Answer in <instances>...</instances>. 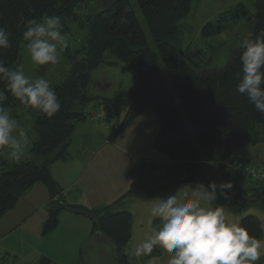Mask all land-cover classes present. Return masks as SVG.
I'll return each mask as SVG.
<instances>
[{"label": "trees", "instance_id": "trees-1", "mask_svg": "<svg viewBox=\"0 0 264 264\" xmlns=\"http://www.w3.org/2000/svg\"><path fill=\"white\" fill-rule=\"evenodd\" d=\"M91 1H101L102 8L95 13L83 14V8ZM136 1L167 69L171 87L159 71L158 59L149 46L131 0H0V26L11 32V47L0 50V59L11 68H15L18 61L24 24L28 19L58 15L64 26L63 32L69 29L68 22H78L88 29L80 47L74 53H66L70 64L68 76L54 87L61 102L58 113L47 118L32 110L33 128L38 138L31 150L20 164L0 159V219L15 208L36 183L44 184L53 200L60 196L62 189L51 174V166L66 158L77 123L88 118L82 108L84 104L97 101L111 110L128 101L129 108L121 129L147 110H153L161 121L154 147L174 162L171 168L158 174L157 161L141 159L133 171L134 180L128 192L117 201L94 209L79 204L53 205L44 225V234L54 230L63 209L88 216L93 233L117 245L119 264H129L122 247L132 238L133 214L119 208L129 196L151 200L157 194L176 190L183 184L225 180L233 182L230 199H222L229 210L242 213L249 207L264 205V178L251 179L252 186L239 181L241 175L247 176V168L257 165L238 155L237 151L264 143V113L258 112L246 97L235 92L241 68L240 41L215 48L217 53L221 49L227 54L221 66L196 65L179 48L182 34L179 22L189 14L194 0ZM256 8L254 30L247 37L255 38L264 31V0H256ZM242 18L251 17L246 5L238 3L221 13L216 23L204 25L201 34L208 37L222 32L228 21ZM107 54L131 65L135 85L132 90L112 98L89 95L87 88L92 81V71L103 64L116 63L107 61ZM5 104L12 114L20 106L10 95ZM180 106L187 120L183 118ZM258 167H262L261 164ZM240 225L250 235L263 239L264 229L255 216H244ZM158 253L159 250H154L143 260Z\"/></svg>", "mask_w": 264, "mask_h": 264}, {"label": "rangeland", "instance_id": "rangeland-1", "mask_svg": "<svg viewBox=\"0 0 264 264\" xmlns=\"http://www.w3.org/2000/svg\"><path fill=\"white\" fill-rule=\"evenodd\" d=\"M100 2H88L82 13L86 15L99 11L102 8ZM131 3L148 38L149 46L158 59L159 71L169 82L167 69L140 6L136 0H131ZM238 3L246 5L251 18L228 21L222 32L208 37L202 36L204 25L216 23L221 13L233 9ZM256 12V0H194L189 14L179 22L182 30L179 48L186 52L196 65L221 66L227 54L221 49L217 53L215 48L231 45L234 41H241L252 34ZM68 26L69 29L63 32L67 47L61 53L59 63L34 65L26 52L25 41L22 40L15 68H21L33 79L44 77L51 82L53 88L62 83L70 70L66 53H74L80 47L81 40L88 30L78 22H68ZM106 60L116 63L103 64L92 71V81L87 93L112 98L121 92L132 90L135 82L131 65L108 54ZM169 85L171 87L170 82ZM82 108L88 113V118L77 123L66 158L56 161L52 166L55 177L64 188V196L58 206L62 203L80 204L94 209L111 205L128 192L134 180L133 170L139 166L141 159L157 161L158 174H164L174 165L163 152L154 147L161 121L153 110L145 111L134 122L121 129L129 108L128 101L111 110L97 101L88 102ZM180 110L183 118L187 120L182 106ZM31 112L33 111L29 112L20 105L13 116L29 131L33 144L38 134L33 128L34 116ZM98 148L100 151L97 154ZM237 154L257 166L261 164L264 168V143L246 146L239 149ZM246 174L247 176L241 175L239 181L252 186V177ZM174 191L161 192L156 196H164ZM28 200L30 199L27 196L21 200L14 212L17 216L13 219V224L20 220L29 205L32 208L30 212L36 213L26 224L10 229L12 227L9 223L6 225V222H0V264H119L117 245L108 238L93 233L92 221L88 216L63 209L59 214L58 226L44 234L43 229L51 206H43L41 199L33 206ZM152 202L153 199L142 200L129 196L119 205L120 209H127L133 214L132 238L122 247L124 253L127 254L131 246L142 241L148 233ZM217 203L224 207L229 220L240 224L244 216L251 214L261 222L264 229V205L252 206L242 213H235L227 208L222 198L218 199ZM167 258V253L159 251L156 256L143 260L142 264H166ZM261 262L264 263V257L258 264Z\"/></svg>", "mask_w": 264, "mask_h": 264}, {"label": "clouds", "instance_id": "clouds-1", "mask_svg": "<svg viewBox=\"0 0 264 264\" xmlns=\"http://www.w3.org/2000/svg\"><path fill=\"white\" fill-rule=\"evenodd\" d=\"M58 15L28 19L22 33L26 52L36 66L59 63L67 47ZM11 32L0 26V50L11 47ZM240 73L235 92L264 113V31L239 42ZM0 159L20 164L31 150L29 131L13 116L5 102L15 98L26 109L54 117L61 102L44 77L31 78L0 59ZM232 181L209 180L183 184L171 194L156 196L145 238L128 251L129 264H142L154 250L167 253L166 264H258L264 257V240L250 235L226 217L217 203L231 197Z\"/></svg>", "mask_w": 264, "mask_h": 264}, {"label": "crops", "instance_id": "crops-1", "mask_svg": "<svg viewBox=\"0 0 264 264\" xmlns=\"http://www.w3.org/2000/svg\"><path fill=\"white\" fill-rule=\"evenodd\" d=\"M100 151V149L98 148V151H97V154L98 152ZM68 154V153H67ZM65 159V158H64ZM54 165V163L52 164V166ZM52 166H51V174L53 176V178L55 179V181L60 185L61 189H62V192L60 194L59 197H57L56 199H52L50 197V194L48 192V189L46 188V186L42 183H36L30 190H28L19 200L18 204L21 202V200L27 196L28 199V202L32 203L33 206L35 205V202L36 201H39L40 199L43 200V206H48L52 208V206L54 205H59L63 199V196H64V188L63 186L61 185L60 181L55 177L53 171H52ZM134 171V170H133ZM32 192V193H31ZM18 204L16 205L15 208H13L12 210L8 211L6 213V215H4L1 219H0V222H6V225H8V223L10 224V229H13L14 227H17V226H23V224H26V222L32 217L34 216V214L36 212H30L31 211V206L27 205V209L25 211H23V217L18 220V221H15V223L13 224V219L16 218L17 214L15 215L14 212H16V208L18 207ZM70 205V204H68ZM80 205V204H79ZM32 206V207H33ZM51 210V209H50ZM50 213V211H49Z\"/></svg>", "mask_w": 264, "mask_h": 264}, {"label": "built area", "instance_id": "built-area-1", "mask_svg": "<svg viewBox=\"0 0 264 264\" xmlns=\"http://www.w3.org/2000/svg\"><path fill=\"white\" fill-rule=\"evenodd\" d=\"M247 173L252 179H263L264 178V168L258 166H251L247 168Z\"/></svg>", "mask_w": 264, "mask_h": 264}]
</instances>
